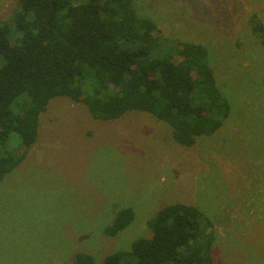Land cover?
Returning <instances> with one entry per match:
<instances>
[{
	"label": "rangeland",
	"instance_id": "rangeland-1",
	"mask_svg": "<svg viewBox=\"0 0 264 264\" xmlns=\"http://www.w3.org/2000/svg\"><path fill=\"white\" fill-rule=\"evenodd\" d=\"M134 2L166 36L207 46L228 118L185 146L150 112L98 119L84 102L55 96L24 160L0 180V264H76L77 253L102 264L151 237L148 220L177 202L212 220L210 264H264V48L250 22L253 13L264 22V0ZM18 5L0 0V20ZM128 207L134 220L108 235Z\"/></svg>",
	"mask_w": 264,
	"mask_h": 264
},
{
	"label": "trees",
	"instance_id": "trees-1",
	"mask_svg": "<svg viewBox=\"0 0 264 264\" xmlns=\"http://www.w3.org/2000/svg\"><path fill=\"white\" fill-rule=\"evenodd\" d=\"M264 48V22L250 17ZM204 43L166 36L134 0H19L0 20V180L25 158L52 98L84 102L98 119L127 111L166 121L172 137L192 146L220 129L231 103L218 85ZM17 148H10L13 136ZM135 218L121 210L105 228L117 235ZM151 237L108 254L102 264H210L216 231L197 206L177 202L148 220ZM76 264H95L86 253Z\"/></svg>",
	"mask_w": 264,
	"mask_h": 264
}]
</instances>
